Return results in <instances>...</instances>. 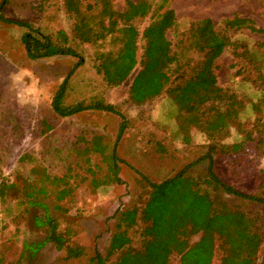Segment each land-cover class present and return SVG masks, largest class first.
Instances as JSON below:
<instances>
[{"label":"trees","instance_id":"1","mask_svg":"<svg viewBox=\"0 0 264 264\" xmlns=\"http://www.w3.org/2000/svg\"><path fill=\"white\" fill-rule=\"evenodd\" d=\"M100 1L98 32L82 20L78 0H63V3L65 11L75 18L77 38L83 44L97 43L107 37L115 42L113 49L101 52L97 58L96 71L102 76L104 88H116L130 78L122 102L133 105L165 95L177 112V131L182 140L188 142L190 129L195 127L205 135L207 144L200 146L203 151L196 161L160 182L138 175L139 204L134 203L113 215L106 249L102 251L99 244L93 242L89 256L88 244L74 227L63 218L51 215L42 198L27 195V211L34 207L42 209L40 215L32 218V225L43 229L41 244H51L63 254L64 260H77L79 264H171L173 256L179 264H264V169L251 172L256 181L254 190L233 184L243 156L264 145L261 115L264 93L245 104L218 85L215 61L233 45L229 34L216 28L209 18H203L192 21L186 31L177 34L172 44L167 32L175 29L176 21L169 0H125L122 11L114 10L109 0ZM14 2L30 16L36 12L37 18L19 21L3 16L4 8ZM42 2L0 0V22L26 29L19 39L28 59L73 57L78 59L74 67L81 65L82 58L73 49L65 31L61 28L51 31L50 18L42 15ZM148 15L150 22L141 35L144 46L137 57L136 22ZM248 28L264 35V29ZM250 60L258 61L256 57ZM254 68L263 72L260 63ZM259 75L260 83L264 84ZM69 77L51 97L50 107L56 116L68 118L88 111L120 113L117 106L107 100L106 91L88 100L69 102ZM261 90L263 92L264 88ZM246 106L253 110L254 118L242 120ZM126 124L122 118L117 140L124 134ZM232 131L235 138L228 141ZM101 139H104L101 135L91 138L80 151L86 163L96 153L101 157L102 164L92 165L94 176L89 180L92 189L118 185L121 180L115 147L109 153H100ZM220 162L224 168L216 166ZM197 165L202 166V171L194 175L191 168ZM45 179L55 182L64 178L50 180L45 176ZM15 188L13 183L1 180L0 198Z\"/></svg>","mask_w":264,"mask_h":264},{"label":"rangeland","instance_id":"2","mask_svg":"<svg viewBox=\"0 0 264 264\" xmlns=\"http://www.w3.org/2000/svg\"><path fill=\"white\" fill-rule=\"evenodd\" d=\"M109 1L114 10L122 11L125 7V0ZM78 3L85 24L100 31L101 1L78 0ZM169 5L176 21L175 29L167 32L172 44L192 21L209 18L233 42L215 61L218 85L245 104L264 93L259 75L264 80V35L248 28L264 29V0H169ZM42 8V15L50 18L51 31L56 28L65 31L82 64L74 67L78 59L73 57L28 59L19 39L26 29L0 22V181L7 180L16 186L0 198V264H79L77 260H64L63 254L51 244H41L43 229L34 227L32 218L40 215L42 209L34 207L27 211V195L42 198L51 215L63 218L74 227L88 244L89 256L93 242L102 251L106 249L113 215L134 203L139 204L138 175L160 182L196 161L203 151L200 146L207 144L205 135L195 127L190 129L189 141L182 140L177 131V112L165 95L142 105L123 103L130 78L116 88L105 89L102 76L96 71L97 58L101 52L113 49L115 42L107 37L97 43L83 44L77 38L75 18L65 11L63 0H43ZM34 13L30 16L14 2L4 8L2 15L10 20L31 21L37 18ZM150 15L136 22L137 57L142 53L141 35L150 22ZM254 57L258 61L250 60ZM257 63L262 64L263 72L254 68ZM68 75L69 102L88 100L106 91L107 100L120 113L88 111L68 118L56 116L50 100ZM247 108L242 120L254 118L253 110ZM261 115L264 118V111ZM122 118L127 122L126 130L117 140ZM100 135L104 137L99 142L100 153H109L115 147L121 180L118 185L92 189L89 186L90 177L94 176L92 165L102 164L101 157L96 153L86 163L80 151L91 138ZM234 138L232 131L228 141ZM243 158L233 184L254 190L256 181L251 172L264 169V145ZM216 166L224 168L222 162ZM200 171L201 165L191 168L194 175ZM45 176L50 180L64 179L51 182ZM63 188H66L64 194ZM171 264H179L177 257H171Z\"/></svg>","mask_w":264,"mask_h":264}]
</instances>
